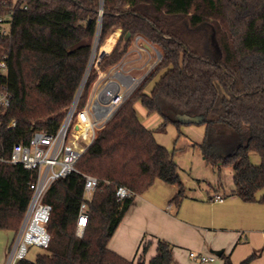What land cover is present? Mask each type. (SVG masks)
<instances>
[{
	"label": "trees",
	"instance_id": "1",
	"mask_svg": "<svg viewBox=\"0 0 264 264\" xmlns=\"http://www.w3.org/2000/svg\"><path fill=\"white\" fill-rule=\"evenodd\" d=\"M0 17L10 20L8 34L0 36V56L6 55L8 64L0 86L10 94L0 112V156L8 155L13 142H28L35 130L54 132L82 81L79 107L97 69L117 63L135 35L161 55L78 159V172L49 185L42 197L51 206L49 242L33 260L24 257L16 264H172L173 244L163 238H156L147 260L149 240L141 242L136 260L108 246L134 196L156 179L177 187L169 202L177 206L185 196L177 163L153 129L142 124L136 102L160 116L158 131L168 122L181 124L178 113L202 114L205 132L195 144L203 159L232 168L230 194L264 204V0H0ZM115 30L120 34L113 48L89 68L96 39L99 49ZM109 44L110 39L104 47ZM10 119L16 127L5 137ZM250 152L258 154V164ZM81 173L99 183L78 237ZM35 178V171L0 161V229L17 233L32 194L28 183ZM119 185L133 194L118 199ZM222 258V264H232Z\"/></svg>",
	"mask_w": 264,
	"mask_h": 264
},
{
	"label": "built area",
	"instance_id": "2",
	"mask_svg": "<svg viewBox=\"0 0 264 264\" xmlns=\"http://www.w3.org/2000/svg\"><path fill=\"white\" fill-rule=\"evenodd\" d=\"M7 17V16H6ZM10 29L9 18L0 17V36L8 34ZM137 45V58L141 53L146 54V60L139 66L130 65L122 57L117 63L105 70L97 69V77L90 87L89 94L82 106L79 107L80 92L76 93L59 127L54 132L44 129L33 131L26 143L13 142L7 156H0V161L20 164L28 170L35 171L36 178L29 181L32 190L23 221L15 234L13 243L9 249L5 264H16L24 258L28 247L35 245L41 248L47 246L50 235L46 229L51 206L43 202L42 197L49 185L58 178L68 176L72 172H78L76 162L96 138L97 133L114 116L119 107L142 83L150 73L151 67L160 60V52L152 58L149 52L139 41L147 42L142 36L133 37ZM148 43V42H147ZM150 44V43H149ZM152 46V45H151ZM99 54L95 58V66L99 60ZM152 58V59H151ZM92 63V62H91ZM140 70L141 74L133 75L132 71ZM8 64L6 55L0 56V75L6 74ZM10 94L5 85L0 86V112L9 104ZM16 122L10 119L2 131L3 136L14 132ZM83 181L82 201L79 204L75 224V235H83L89 215L88 203L99 183V179L90 174L81 173ZM118 199L133 194L127 187L119 185L115 191ZM211 199L221 202L224 197L214 194ZM189 256L200 262L208 263L216 259L215 255L189 252Z\"/></svg>",
	"mask_w": 264,
	"mask_h": 264
},
{
	"label": "crops",
	"instance_id": "3",
	"mask_svg": "<svg viewBox=\"0 0 264 264\" xmlns=\"http://www.w3.org/2000/svg\"><path fill=\"white\" fill-rule=\"evenodd\" d=\"M119 34V30H115L111 33L101 45V50H104L106 53L109 52L115 45ZM109 39L110 44L108 48H105L104 46ZM138 43L142 44L150 52V49L145 46V44L152 48L151 43L149 44V42L147 43L145 41H139ZM136 50L137 45L134 39H132L127 50L122 55L124 60L128 61V63L133 66L140 61L142 64L147 58L146 54L142 52L140 58L136 59ZM155 118L160 119V116L152 113L151 118L145 119L142 124L147 128H151L153 123H155ZM232 189L233 187L230 189V192ZM230 192L226 195L228 197L221 202L211 200L214 194H220L225 198L224 194L217 191L208 195V200L210 202L198 200V202L200 201L202 204L209 206L208 211L201 207V205H197V203H188L190 206L188 208L189 212L181 211L180 208L178 209V204L174 214H171L167 210L160 209L158 202L155 197H153V193L146 192L136 194L132 204L125 211L120 223L113 232L108 246L120 255L128 259H134L140 254L141 242L149 240L151 241L150 245H154L155 247L154 240L150 239L148 235L152 238L159 237L166 239L178 246V237L182 227H190V224L209 225V227L202 226L206 231L205 233L201 235L197 234V246L200 249L198 253L215 255L212 253V250H222L220 255H215V261L200 263L189 257V254L185 255L180 251L174 250L172 264H222V255L228 257L232 264H239L252 253H255V256L248 264H264V204L259 202H244L236 195L230 194ZM171 197L168 199V203H170ZM184 197H186V195ZM186 198L189 199L188 197ZM135 200H139L137 211H133V215L131 216L132 220L127 221V216ZM191 200L192 202H197L196 199ZM147 214H149V217L151 215L155 216L157 222L155 223V230L150 233L146 231V227L145 229L141 228L136 234L135 240L133 238L130 239L129 233L131 234L134 232L136 227L134 223L136 221H143ZM9 231L14 233L12 230ZM148 253L149 249L144 255L146 260L155 252L149 254L150 256ZM2 259L4 258H0V261H2Z\"/></svg>",
	"mask_w": 264,
	"mask_h": 264
},
{
	"label": "rangeland",
	"instance_id": "4",
	"mask_svg": "<svg viewBox=\"0 0 264 264\" xmlns=\"http://www.w3.org/2000/svg\"><path fill=\"white\" fill-rule=\"evenodd\" d=\"M96 43H97V39L94 44L95 48L93 49V52L90 57L89 68L92 64H95V58L98 56L99 51H101V46L99 49H97ZM145 46H147L150 49L152 58H154L153 57L154 50L156 53L159 52L158 47L155 45H152L154 50L151 47H149V45L147 44H145ZM140 64H141V61L137 62L136 66H139ZM89 68L86 72V76L89 71ZM152 68L153 66L151 67V69ZM141 73L142 71L135 70L133 75L135 74L139 75ZM158 77H159V74H156L145 83L144 85L145 92H148L150 90L153 83L158 79ZM81 89L79 92H81ZM134 106H135L137 115L140 118L141 122H143L147 118H151L152 113H148L139 102H136ZM160 122H161V118L160 119L155 118V123H153V126L151 127V129H153L154 131L153 135L155 137V140L159 144L165 146L169 150V152L172 155L173 160L177 163L178 172L183 182L184 194L186 195V197L189 198L187 199L186 197H183L181 201L179 202V205L177 206L178 209L180 208L181 211L183 210V211L189 212L188 208L190 206L188 203H197V205H201V207H203L206 211H208L209 206L202 204L200 201L198 202V200H201V201L205 200L207 202H210L208 200V195L214 193L215 191L224 194L225 195L224 199H226L228 197L226 195H228V193L230 192V189L233 187L232 168L230 166L217 167V166H213L207 163L203 159L198 146L195 144L196 142H199L202 140L204 132H205V124L204 123H181L179 125H176L174 123L168 122L165 126L164 131H158L156 130V127L160 124ZM250 159L253 164H258L260 161L258 154L255 152H250ZM175 190L177 191V187L175 185L168 184L159 179H156L155 182L142 193H146V192L153 193L154 195L153 197H155L156 201L158 202L159 208L167 210L171 214H174L177 207L174 204V202L168 203V199L176 193ZM191 199H196L197 202H192ZM138 201L139 200H135V202L133 203L131 210L127 216V219H128L127 221L132 220L131 216L133 215L132 214L133 211H137V208L139 205ZM146 217H144L143 221H138V222L136 221L134 223L136 224L135 225L136 227H135L134 232H132L131 234L129 233L130 239L133 238L135 240V236L141 228L145 229L146 227L147 228L146 231L150 233L153 230H155V226H156L155 223H157L155 220V216L151 215L149 217V214H147ZM202 226L209 227V225H194V224H190V227H187V226L182 227L181 233L178 237L179 242H180V243L178 242V244L180 246L179 245L177 246L173 242H171L173 244V251L174 250L180 251L184 253L185 255H188L189 254L188 252L190 250L195 253H198L200 249L197 246L198 244L197 234L201 235L202 233L206 232L204 227ZM14 237L15 235L13 232L9 230L0 229V258H4L2 259V261H0V264H5L8 254H9L8 250L10 249L13 243ZM148 237L150 239H153L154 244H155L156 238H152L149 235ZM150 244L148 247L149 249L148 255L153 254L155 252L154 245L152 246ZM41 250H42L41 247L31 245L28 247V251L25 257L29 260H33L35 255ZM136 259L137 257L134 258V260Z\"/></svg>",
	"mask_w": 264,
	"mask_h": 264
},
{
	"label": "water",
	"instance_id": "5",
	"mask_svg": "<svg viewBox=\"0 0 264 264\" xmlns=\"http://www.w3.org/2000/svg\"><path fill=\"white\" fill-rule=\"evenodd\" d=\"M102 14V11H100V15ZM95 48V47H94ZM106 52L104 50L99 51V57L103 56ZM84 80L82 81L77 93H79ZM176 119L180 121L181 123H202L204 121V116L202 114H187V113H178L176 115ZM222 250H212V253L215 255H220Z\"/></svg>",
	"mask_w": 264,
	"mask_h": 264
}]
</instances>
